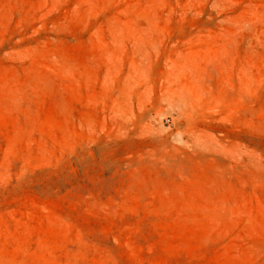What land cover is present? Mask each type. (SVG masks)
<instances>
[{
	"label": "rangeland",
	"instance_id": "obj_1",
	"mask_svg": "<svg viewBox=\"0 0 264 264\" xmlns=\"http://www.w3.org/2000/svg\"><path fill=\"white\" fill-rule=\"evenodd\" d=\"M0 264H264V0H0Z\"/></svg>",
	"mask_w": 264,
	"mask_h": 264
}]
</instances>
